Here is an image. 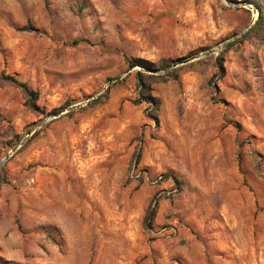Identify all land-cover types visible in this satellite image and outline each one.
I'll return each mask as SVG.
<instances>
[{
	"label": "rangeland",
	"instance_id": "obj_1",
	"mask_svg": "<svg viewBox=\"0 0 264 264\" xmlns=\"http://www.w3.org/2000/svg\"><path fill=\"white\" fill-rule=\"evenodd\" d=\"M257 18L245 0H0V264H264V41L213 78ZM190 55L148 73L181 69L151 86L155 126L125 59Z\"/></svg>",
	"mask_w": 264,
	"mask_h": 264
},
{
	"label": "trees",
	"instance_id": "obj_2",
	"mask_svg": "<svg viewBox=\"0 0 264 264\" xmlns=\"http://www.w3.org/2000/svg\"><path fill=\"white\" fill-rule=\"evenodd\" d=\"M245 1L253 5L256 8V10L258 11V18L253 24V26L245 33V35L242 36L241 39L229 43L225 47L224 51H222L216 58L215 64L217 68V73L214 75L213 78L217 80H221L225 75V70L223 67V54L225 52L240 45L246 39L264 41V0H245ZM191 58L192 56L190 55L186 58L178 59L176 61L160 60L156 63L143 60V59H136V60L125 59V62L129 69L134 68L136 65H139L142 68H144L142 72H137L136 74L137 75V86H136L137 87V99L134 101V104L139 105V104L145 103L149 107L151 111L149 117L152 118L155 126H158V112L160 110L161 103L157 98L152 96L151 86L153 84H164L169 81H176L178 79V72L181 69L175 68L171 70L170 72H167L166 75L164 76H154L148 73L149 72L156 73V72L162 71L166 69L168 66L174 64L175 62L182 63L183 60L191 59ZM6 80L9 82L10 86H16L20 88L22 92L24 93V95L27 96L28 98L27 106L30 108H34L35 96L33 95V93L26 91V89H24V86L12 77H7ZM8 146L11 147L10 145ZM171 178L177 186H181L183 184L177 177H171ZM153 216H154V211L148 209L144 217L145 227H150Z\"/></svg>",
	"mask_w": 264,
	"mask_h": 264
}]
</instances>
